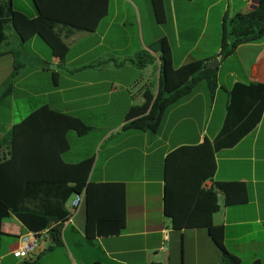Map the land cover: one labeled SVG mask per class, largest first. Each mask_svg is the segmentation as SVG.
Segmentation results:
<instances>
[{"label":"crops","instance_id":"0c3cea01","mask_svg":"<svg viewBox=\"0 0 264 264\" xmlns=\"http://www.w3.org/2000/svg\"><path fill=\"white\" fill-rule=\"evenodd\" d=\"M45 1L51 16L62 20L56 30L68 51L60 59L39 35L24 41L6 24L0 41V157L10 154L12 127L38 107L46 104L79 117L91 130L85 135L68 132L70 147L61 154L62 159L73 163L94 156L91 180L124 183L125 224L118 234L88 238L84 197L71 220L61 222V243L52 242L44 229L33 255L18 259L11 251L19 236L30 230L10 214L1 224L0 264H220L222 250L206 227H172L163 210L164 176L170 152L205 139L213 141L226 125L229 137L242 128L246 133L233 145L216 151L214 175L201 187L217 191L219 209L213 222L224 226L225 248L239 257V264H251L254 259L264 264V101L256 119L262 98L259 85H264V38L221 55L227 48L231 18L254 9L256 0H160L161 22L152 0ZM105 5L106 13L99 17ZM12 6L29 17L38 14L33 0H12ZM198 11L205 25L211 21L202 40L191 28L193 13ZM129 15L136 22L133 29ZM94 25L93 30L72 29ZM162 37L168 41L175 67L216 58V87L213 92L205 86L198 91L193 87L164 111L156 132L126 128L124 115L131 105L143 101L144 89L158 91L156 43ZM140 52H144L142 66L137 62ZM94 134L93 152L71 157L72 142ZM45 155L43 147L29 144L16 167L42 168L43 163H37ZM48 155L52 157V153ZM207 157L181 152L171 158L169 178L176 194L188 196L198 190L188 180L199 168L204 169ZM219 181L245 183V201L226 204L224 193L216 189ZM52 197V191L42 192L27 204L44 208ZM73 198L74 194L65 203L68 211ZM71 236H77V242L70 244L67 238ZM80 242L94 252L92 258L85 261L72 252V246L79 251Z\"/></svg>","mask_w":264,"mask_h":264},{"label":"trees","instance_id":"16d2710c","mask_svg":"<svg viewBox=\"0 0 264 264\" xmlns=\"http://www.w3.org/2000/svg\"><path fill=\"white\" fill-rule=\"evenodd\" d=\"M38 10L35 17H29L13 8L12 0H0V41L5 37V26L10 24L22 40L39 35L50 47L53 55L63 59L68 51L67 45L56 30L60 19L53 18L49 12V4L45 0H33ZM156 19H164L163 6L160 0H152ZM107 6L99 17L106 13ZM96 25L84 28L72 26V29L93 30ZM231 37L229 46L221 51L226 56L234 49L247 42H256L264 38V0H258L254 9L247 13H235L226 32ZM156 50L159 52L158 91L146 87L143 101L131 105L124 115V127L137 128L156 132L159 129L164 111L181 97L189 94L198 80L204 79L210 92L216 87V68H205L208 60H192L180 66H173L170 48L165 37L157 40ZM144 52L137 56L142 66ZM261 100L257 107L256 119L262 112L264 101V85L260 84ZM222 130L213 141L205 139L198 145L180 146L170 152L165 159L164 214L170 218L173 228H189L204 226L208 229L213 241L222 250L220 264H239L240 259L230 253L224 246V226L213 222V214L218 211L217 191L204 189L202 183L214 175L216 151L229 147L239 141L246 133L244 128L237 131L235 137H229V131ZM91 126L75 115L62 113L42 105L30 112L16 123L10 133V154L0 157V235L1 224L10 214H15L23 225L32 232L39 233L48 229L52 242L62 241V221L70 212L65 203L73 195L85 191L86 224L85 234L88 238L96 235H113L121 232L125 224V185L121 181L96 182L90 179L94 156L68 163L61 154L70 147L68 132L85 135ZM43 147L45 157H40L42 168L17 169V160L28 145ZM194 154L201 158L205 154L208 162L203 170L188 182H195L198 190L188 196L176 194L170 184L169 163L176 154ZM52 153V157H49ZM51 162V163H50ZM53 166V167H51ZM216 189L224 193L226 204L243 202L246 199L245 183L240 181H219ZM52 191L54 197L48 200L44 208L40 205L29 206L30 199L38 197L42 192ZM238 192H240L238 194ZM113 206L115 209H113ZM95 264H104L95 262ZM251 264H261L254 259Z\"/></svg>","mask_w":264,"mask_h":264},{"label":"rangeland","instance_id":"374dc122","mask_svg":"<svg viewBox=\"0 0 264 264\" xmlns=\"http://www.w3.org/2000/svg\"><path fill=\"white\" fill-rule=\"evenodd\" d=\"M200 15H201L200 11L193 13V16L191 19V28L193 30L195 37L199 38V40H202L203 37L207 34V31L209 30V27L211 25V21L205 25L204 21H202V19H200ZM128 19L132 23L131 29H133L134 26L136 25L134 17L132 15L131 16L129 15ZM230 40H231V37L229 36V38L227 40V44L225 45L226 47L229 46L228 44H229ZM201 86H205L206 90H208V88L206 86V81L204 79L198 80L195 83L194 88L196 91H198L201 88ZM194 104H197V102L195 101ZM73 134H76V133L74 132ZM96 135L97 134H94L92 137H89L87 139L84 138V139H79V140L72 142L74 153L71 157H74L75 155L82 154V153H90V152L92 153L93 152V142L95 140ZM100 160H101V156H100L99 161L97 163L96 170L99 169ZM71 237L67 238L68 239L67 241L70 244L72 242H75V241L77 242V236H71ZM78 249H79V251L77 252V251H75V247L72 246V252L75 255H78V256L80 255V257L85 261L94 256V252L89 247L85 246L82 242L79 243Z\"/></svg>","mask_w":264,"mask_h":264},{"label":"built area","instance_id":"2783aa9c","mask_svg":"<svg viewBox=\"0 0 264 264\" xmlns=\"http://www.w3.org/2000/svg\"><path fill=\"white\" fill-rule=\"evenodd\" d=\"M85 197V191L82 190L74 194V198L71 200L69 205V216L64 221H70L74 211L80 205ZM43 237V233H36L27 231L19 236L18 245L11 251L13 257L18 259L30 258L38 247L39 240Z\"/></svg>","mask_w":264,"mask_h":264},{"label":"water","instance_id":"95a60500","mask_svg":"<svg viewBox=\"0 0 264 264\" xmlns=\"http://www.w3.org/2000/svg\"><path fill=\"white\" fill-rule=\"evenodd\" d=\"M256 2L258 3V0H256ZM218 60L216 58L212 59L205 68H214L217 65Z\"/></svg>","mask_w":264,"mask_h":264}]
</instances>
